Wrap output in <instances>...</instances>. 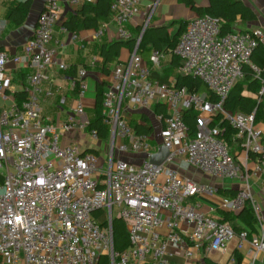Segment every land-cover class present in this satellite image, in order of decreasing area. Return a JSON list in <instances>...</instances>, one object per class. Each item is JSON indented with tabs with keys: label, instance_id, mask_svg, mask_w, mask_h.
Returning <instances> with one entry per match:
<instances>
[{
	"label": "built area",
	"instance_id": "2783aa9c",
	"mask_svg": "<svg viewBox=\"0 0 264 264\" xmlns=\"http://www.w3.org/2000/svg\"><path fill=\"white\" fill-rule=\"evenodd\" d=\"M141 3L112 4L119 39L131 37L127 24ZM62 10L59 0H46L23 54L0 51V99L11 97L10 64L31 69L27 98L0 106V264H196L203 251H224L233 239L238 249L248 242L252 264H264V210L222 126L226 122L235 131L238 147L255 157L252 173L264 174V128L256 121V111L225 108L246 66L256 71L260 99L264 96L262 71L252 62L264 35L239 30L222 35L221 21L207 15L188 22L174 50L182 59L178 71L200 79L208 92L152 79L166 53L153 49L150 66L138 52L139 38L130 57L111 72V84L104 91L108 151L106 165L98 167L99 154L81 148L78 141L61 145L62 136L90 126L85 67L75 75L74 116L56 122L43 114L41 96L53 94L43 86L48 79L45 70L52 65L69 69L51 46ZM61 29L68 30L63 25ZM104 31L98 30L97 36ZM78 38L72 32V39ZM158 108L164 111L156 112ZM149 111L160 124L158 140L131 125L132 113ZM187 111L198 113L196 131L184 120ZM91 135L98 137L95 129ZM161 146L169 154L161 164H152ZM121 154L138 155L141 163H129L118 157ZM226 178L245 184L235 196L223 197L220 207L233 212L250 205L256 232L239 231L204 209L201 198L217 192L213 181ZM116 217L126 223L130 239L120 250L114 245ZM179 255L183 260L175 263Z\"/></svg>",
	"mask_w": 264,
	"mask_h": 264
},
{
	"label": "crops",
	"instance_id": "0c3cea01",
	"mask_svg": "<svg viewBox=\"0 0 264 264\" xmlns=\"http://www.w3.org/2000/svg\"><path fill=\"white\" fill-rule=\"evenodd\" d=\"M20 1L24 0H0V51H7L11 54L17 55L23 54L24 44L34 36L35 29L38 26L39 15L44 9L46 2V0H33L31 11L26 22L23 25L17 26L8 19V12L12 6ZM97 1L98 0H78V4L73 5L69 0H59L63 10L60 21L53 34L51 46L57 50V59L66 63L69 66V69L63 71L60 70L57 65L48 67L45 70L48 79L44 82L43 86L45 90L49 89L53 92V94L51 96L42 94L41 96L43 114L56 122L68 121L74 116V107L77 97L75 75L78 68L85 67L88 71L89 86L86 97V118L91 122L96 115L95 105L98 88L100 87L102 89L104 95V91L111 84V72L115 66L120 62L126 61L133 52L128 48H123L120 55V61L112 64L109 72H105L103 70L104 58L101 56L102 45L119 38L117 36V23L112 11L107 17L98 20V27L86 25V18H92L94 17V14L90 11L82 12L79 8H81V6L85 3L93 5ZM157 1L159 2L155 6ZM242 1L256 12L257 19L249 22L238 20L233 24L234 29L258 32L264 35V0ZM196 2L202 6H207L209 4L208 0H196ZM195 17H197V13L179 0H142V3L137 8V17H134L127 24V28L132 37H135L137 41L140 38L141 41L144 31L148 26L156 27L165 25L169 27L170 36L173 38L180 28L178 23L179 21L182 20L189 22ZM142 20L144 22H141ZM62 25L67 27L68 30L63 31L61 29ZM72 26L73 28L69 29ZM100 29L105 30L104 34L97 36V31ZM74 31L79 35V38L76 40L72 39V32ZM167 46L168 44L164 43L165 49ZM165 49L163 50L165 51ZM151 52L149 53V61ZM72 67L75 68V72H73L74 74L69 72ZM171 68V55L166 53L161 65L155 70H158L160 75H165L169 74L167 70ZM30 70L31 69L25 65H9L8 71L12 76L11 97L8 101L0 99V106L7 107L13 103L19 104L18 99L15 97V93L25 90ZM165 70L167 73H165ZM172 72L178 73V68H173ZM175 75L173 76L170 74L169 80L171 83H174L176 80ZM136 113H148L150 116L151 112H134L131 115V120L133 119V114ZM135 120L141 123V119L135 118ZM156 122L160 128V124L158 121ZM257 123H259L260 126L262 124L264 128V122ZM87 130H89V127L82 132H72L65 138H70L76 141L84 140V148L86 151H92L89 149H95V152L100 154L102 150L99 151L97 149V145H92L86 139ZM89 131L91 132V130ZM94 138L99 141L107 140L105 147L108 151V137L105 140H101L98 137ZM100 145L102 144L100 143ZM233 152V154L237 156V158L240 159L247 167L253 195L255 199L261 203L264 210V195L261 193V188L264 182V174L256 175L252 173L251 166L254 164L253 161L255 157H249L240 147L233 149ZM126 156L130 155L126 154ZM213 182H215V185L217 186V192L213 197H202L201 202L204 209L212 217L222 219L219 212L222 209L220 207L221 199L223 197L235 196L238 190L244 187L245 183H243L240 179L230 178H226L224 180L217 179ZM243 209L231 212L233 219L229 221L237 227H243L251 230L252 232H256L253 230L256 227L255 220L250 225L239 218ZM237 242V239L231 240L224 251H213L211 253L203 251L201 255L198 256L196 264H207L209 260L215 262L216 264H237L238 257L240 259L238 264H252L251 255L246 253L249 247L248 242H245L241 249L237 248ZM182 260L183 257L179 255L176 256L174 262L177 263ZM255 264H260V262Z\"/></svg>",
	"mask_w": 264,
	"mask_h": 264
},
{
	"label": "trees",
	"instance_id": "16d2710c",
	"mask_svg": "<svg viewBox=\"0 0 264 264\" xmlns=\"http://www.w3.org/2000/svg\"><path fill=\"white\" fill-rule=\"evenodd\" d=\"M116 0H98L95 4L89 5L85 3L79 8L82 12L90 11L94 14L92 18H86V25H93L95 27L99 26V19L107 17L112 11V4ZM189 6L193 11L197 13V16H210L221 21V34H227L230 32L237 31L234 29L233 24L240 20L244 22L254 21L257 19L256 12L242 0H208L209 4L207 6L199 5L196 0H179ZM33 0L20 1L9 9L8 19L15 25H23L31 11ZM179 34H175L171 38L168 26H148L139 43L138 52L142 55L144 60H148L149 65L152 63L149 61V53L151 50L155 49H165L164 43L168 44V47H176L181 34L186 29L188 22L179 21ZM70 27L69 29H72ZM242 31V30H239ZM245 32V31H242ZM137 39L135 37H130L127 40L117 39L108 43H104L101 49V56L104 58L103 70L109 72L111 70V65L120 61V55L123 48H128L129 50H134L136 47ZM175 50V48H174ZM166 53H172L171 64L172 68H179L182 63V59L175 53V51L169 52V49H165ZM252 62L262 71L264 77V42H259L253 55ZM169 69V70H171ZM74 74L75 68L72 67L69 71ZM169 74L160 75L158 70L152 72L151 78L158 80L161 83H171L169 80ZM176 80L174 85L177 87L186 86L190 91L194 92H208L207 86L198 78L192 76H186L181 73H176ZM260 79L257 77L256 71L251 66H246L244 68V74L241 79L237 81L234 85L231 93L225 103V108L231 111H240L244 113H251L256 111V121L264 122V96L260 99L259 89H260ZM15 97L18 99L19 104L27 98V92L19 91L15 93ZM103 100L104 95L102 89L98 88V93L96 97L95 105V118L91 120L89 130L95 129L98 133V138L105 140L109 134V128L103 122ZM164 108H158L156 112H162ZM198 113L194 111H187L184 114V120L189 126L191 131H196L198 127ZM133 119L131 120V125L134 130L138 133H145L151 135L154 132V126L151 122L148 113H136L133 114ZM135 118L141 119V123L137 122ZM216 124V122L214 123ZM222 126L227 127L224 138L230 147L233 149L238 148L237 142L233 139L235 131L226 123L223 122ZM96 151L95 149H89ZM235 193V192H234ZM220 214L222 216L221 220H232V214L229 211L221 209ZM243 221L248 224H252L255 220L254 214L252 212L251 206L247 205L244 207L243 211L239 215ZM237 230H243V227H237ZM256 230V227L253 229ZM113 233H114V245L117 250L124 249L130 244L129 234L127 230L126 223L121 219L116 217L113 220ZM251 237V233H250ZM240 262L238 257L237 264ZM207 264H216L215 262L209 260Z\"/></svg>",
	"mask_w": 264,
	"mask_h": 264
},
{
	"label": "rangeland",
	"instance_id": "374dc122",
	"mask_svg": "<svg viewBox=\"0 0 264 264\" xmlns=\"http://www.w3.org/2000/svg\"><path fill=\"white\" fill-rule=\"evenodd\" d=\"M134 17H137V12L134 14L133 18ZM141 22H144V21L142 20ZM177 34H179V30L177 31ZM167 48L169 49V52H172V51H174L175 45L174 46H171V47H168L167 46ZM168 54H171L172 55V53H168ZM167 71H168V73L172 74L173 76L176 74L175 72H172V69L171 70H167ZM167 71L165 70V73H167ZM150 119H151V122H152V124L154 126V132L152 134V137L157 140V139H159V136H160L159 135V125L157 124V122H156L157 120H156V118H155V116H154V114L152 112L150 113ZM261 126L263 127L262 124H261ZM86 139L92 145H97V149L99 151L102 150V152H100V154L98 153L99 154V160L97 162V166L100 167L102 165H106L107 148L105 147V144H106V141L107 140H105V141H99V140L95 139L91 135V132L89 130H87V137H86ZM77 141H78V143H79V145H80L81 148H84L85 147V143H84L85 141L84 140H80V141L77 140ZM70 142L76 143V140H73V139H70V138H65L64 136H62V138H61V145L62 146H65V145L69 144ZM100 143L103 145V147H102V145H100ZM118 157L121 158V159H123V160H125V161H127V162H129V163H132V164H140L141 163V161L138 160V158H139L138 155L126 156V155L121 154V155H118Z\"/></svg>",
	"mask_w": 264,
	"mask_h": 264
},
{
	"label": "water",
	"instance_id": "95a60500",
	"mask_svg": "<svg viewBox=\"0 0 264 264\" xmlns=\"http://www.w3.org/2000/svg\"><path fill=\"white\" fill-rule=\"evenodd\" d=\"M168 154H169L168 149L166 147H164V146H161L159 148L158 152L155 153L152 156L150 162L152 164H161L166 159V157L168 156Z\"/></svg>",
	"mask_w": 264,
	"mask_h": 264
}]
</instances>
